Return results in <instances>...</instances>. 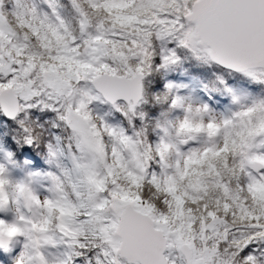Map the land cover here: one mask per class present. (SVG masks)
<instances>
[{"label":"snow or ice","instance_id":"obj_1","mask_svg":"<svg viewBox=\"0 0 264 264\" xmlns=\"http://www.w3.org/2000/svg\"><path fill=\"white\" fill-rule=\"evenodd\" d=\"M0 264H264V0H0Z\"/></svg>","mask_w":264,"mask_h":264}]
</instances>
